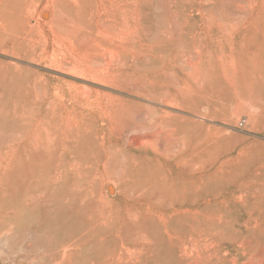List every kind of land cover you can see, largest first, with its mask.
<instances>
[{"label":"rangeland","instance_id":"1","mask_svg":"<svg viewBox=\"0 0 264 264\" xmlns=\"http://www.w3.org/2000/svg\"><path fill=\"white\" fill-rule=\"evenodd\" d=\"M13 1L0 0V264H60L62 246L72 239L74 251L67 253L70 257L65 256L61 264H99L85 252L91 239L80 187L86 190L90 179H95L98 186L95 189L93 185L92 190L96 195L115 196L112 179L122 172L124 156L114 146L107 147V141L138 138L147 133H143V125L160 116H174L187 125L167 142L171 152L186 147L183 137L188 134L203 141L208 138L204 142L208 160H204L211 167L216 163L244 168L264 150V146L257 147L258 143L264 145V118H253L249 100L238 98L245 83L244 71L249 72L247 68L257 58H264V0ZM216 66L227 70L220 75L222 79L218 77L225 80V90L205 92L208 84L218 81L212 76ZM228 73L232 74L228 77ZM97 130L104 131L103 148L92 140ZM80 149H88L89 155L96 152L99 160L90 163ZM105 153H115V160L109 162L113 154ZM200 163L193 164L203 167ZM104 164L109 177L97 181L100 175L95 165ZM88 166L93 177L85 176ZM85 181L88 184L83 185ZM241 189L230 183L225 194L251 199L240 195ZM214 193L221 195L220 190ZM198 194L214 196L205 191ZM250 209L223 215L224 227L216 237L207 230L205 234H191L190 230L183 234L181 227L170 232L183 241L194 240L187 255L180 247L165 248L160 257L147 249L153 238L146 222L105 248L123 249L127 261L135 264H264V221L253 219L255 232L234 230L233 218H246ZM80 223H85V230H73ZM143 236L149 240L146 248ZM103 249L104 245L101 252ZM194 255L208 256V260Z\"/></svg>","mask_w":264,"mask_h":264},{"label":"bare ground","instance_id":"2","mask_svg":"<svg viewBox=\"0 0 264 264\" xmlns=\"http://www.w3.org/2000/svg\"><path fill=\"white\" fill-rule=\"evenodd\" d=\"M15 1H13V2H15ZM72 2H74V1H72ZM21 4H23V3H21ZM19 6H21V5H19ZM30 6H28V7L30 8ZM15 7H16V5H15ZM5 9H6V7H5ZM22 12L25 13V11H22ZM42 16H43V18L47 17L46 13L42 14ZM23 19H25V18H23ZM8 24L9 25H7V26H11L10 23H8ZM16 24H17V22L15 23V25ZM3 35H5V34H3ZM6 36L7 35H5V37ZM252 41H255V40H252ZM250 61H252V60H250ZM207 64H209V63L207 62ZM245 66L247 67V64H245ZM225 69L226 68L223 69L222 66H221V68L216 66L215 69H212L213 70L212 76L214 75L213 80H215L217 78L218 81H215V82L213 81V83L211 82L210 84H208V86H206L207 90H204L205 92L208 91V92H212L214 94H219L225 90V86L222 82L225 80L221 81V79L223 77L220 76L223 72L227 73V70H225ZM247 70L249 72L244 71V73H246V77L244 75L243 76L241 75L242 81H243V83L244 82L245 83L241 84V85H243V89L239 92L238 98L241 100H249V102L252 106V109H253V118H256V117L257 118H262V117L264 118V58H259V59L257 58V60H255V62L254 61L252 62L251 68L250 69L247 68ZM230 71H232V70L230 69ZM240 73H242V71H240ZM229 74H232V73H228L226 75L229 77ZM218 77H221V79H219ZM228 77L226 78V76H225L224 78L228 79ZM229 80L230 79H228V81ZM195 81L197 82V78ZM230 81L232 82L233 80L231 79ZM209 82H210V80H209ZM226 84H228V83H226ZM232 85L234 86V84H232ZM78 104H79V102H78ZM59 106H61V105H59ZM120 107H123V105ZM53 108H54V106H53ZM80 108H82V107H80ZM108 110H110V112H111V108ZM121 111H123V110H121ZM121 114H122V112H121ZM124 116H125V114H124ZM14 117H16V116H14ZM128 118H130V115ZM122 119H123V117H122ZM152 121L153 122L150 123L148 126L143 125V127H142V129L144 131L143 133H145V132H147V133H145L143 135L137 134L138 138L130 139V140L118 139V140H114L115 141L114 143L111 142L110 140H109L110 142L107 141V147L108 146L109 147L114 146V148H116L117 153L119 152L124 156L123 157L124 163L122 165V167H123L122 172L120 173V175L116 176V178L112 179L113 180L112 182H115L114 184H115L116 189H117L116 190L117 192H115L117 194L115 196H113V197L112 196H105L104 194H101V195L98 194L99 196L96 195V192L93 191L94 190L93 185L95 186L94 187L95 189L98 186L95 183V179L92 180L89 178L91 180V181H89L91 184L86 183V181H88V180L85 181V183L83 185L88 184V185H86L87 187H85L86 190L83 189L82 187H80V189H82V191H83V193H81V194H83V199L81 201L82 203L81 202H79V203H81V205H82L81 208L86 213V218H85V215L83 217H84V220L88 223L86 226V232H88L90 234V239H91L90 240L91 246L87 247L85 252H87V251L90 252L92 255V258L94 260H96L97 262H99V264H129V263L135 264V263H131V262L127 261V258L125 256L126 253L124 254L123 249L121 250V252L118 251L119 249L117 251H114L113 249L108 250L107 248L109 246L107 245V243L108 242L114 243V241L116 239H119L120 236L125 237L126 235H128L127 230L132 231V230L136 229L139 225L144 224L146 222L149 225V228L151 229L149 234L152 237L150 236V238H153V242H151L152 245L150 243L147 244L148 245L147 249L149 248V250L152 251L153 253H155L157 257H160L165 248L168 250L169 248L178 249L180 247L181 248L180 251L185 252V254L187 255L190 252V249H193V247H194V243H195L194 240L189 239L190 241H183L182 239L178 238V236L175 237L174 235H171L170 232H175L177 230V228L181 227L182 228L181 232H183V234H184V231H188V230H190L191 234H196V233L205 234L206 230H207L208 231L207 233L211 232V234H213L216 237L218 235V233H220V231L224 227L223 222L221 221L223 215H224V217L232 216L234 214H238L239 212H241L243 210V208H247V207H250L251 209L247 212L248 216L246 218L240 217V216H235L233 218L232 222L235 225L234 230H235V232H237L236 230L239 229L238 233H240L242 231V228L246 232L258 231L256 226H254V225L251 226V225L253 223V219H257L259 217L261 219V223L264 221V219H263V216H264L263 215L264 214V150L260 149V147H263L264 145L262 143H258L257 147L260 150L256 153V155L254 157L255 159L252 158V159L248 160L246 162L248 165L244 166V168L236 169V168H231V165H225V164L216 165V163L211 164L213 166V167H211L209 164H206L205 160H204V159L208 160L206 157H204L207 155V150H206L205 144L208 142V138H206L203 141L200 136L193 137V133H191V135H189L187 133V130H185L188 135L186 134L187 136H185L183 138L186 139L187 145L185 148L182 147L180 150H178L177 152L175 151L176 153H174V152L170 151L171 150V147H170L171 144H169L167 146V142H169L170 141L169 139H172V137L174 135L178 136V134L181 133V130H183L185 127H187V125L184 124L183 122H181L180 120H178L177 118H175L174 116L173 117H170V116L161 117L160 116V119L158 118L156 121H154V120H152ZM80 122H79V124H80ZM139 126H141V125H139ZM87 127H89V126H87ZM130 128H132V127H130ZM130 128H128V129L130 130ZM180 128H181V130H180ZM81 130H83V129H81ZM85 130L88 131L89 129L85 128ZM125 130H127V129H125ZM132 130L135 131L137 129L133 128ZM103 132L101 130H97L95 133V138L93 137V139H92V140H94V142H96V145L101 147V148H103L105 146V140H106V137H105ZM183 134H184V132H183ZM84 135H85V133H84ZM122 138L125 139L126 136L122 137ZM176 138H178V137H176ZM162 140L164 143L163 142L161 143ZM204 142H206V143H204ZM38 147H40V146H38ZM4 149H5V147H4ZM185 149L189 150L188 153H190V155H187L188 153H186ZM66 151H67V149H66ZM87 151H89V150L88 149H80L79 150L80 154L82 155V157L84 159H86V160L90 159L89 160L90 163L91 162L95 163L96 159L99 160L100 156H98L96 154V152L89 155L87 153ZM105 154L111 155L113 153H111V154L105 153ZM114 155H115V153L110 156L111 158L108 156L109 157L108 160L112 159L114 157ZM69 157L73 158L70 155H69ZM256 159L258 160V162L255 161ZM60 160H61V157H60L59 161ZM112 160H115V159H112ZM198 160H203V161H201V163L203 164V167L193 164L195 162L200 163V162H198ZM109 162H111V161L109 160ZM59 164L60 163H58V165ZM62 165H64V164H62ZM67 165H71V163L69 164V162H68ZM75 165L77 166V162ZM105 165L106 164H104L102 166L95 165L96 173H98V171H99V175H100L99 178L97 179V181L98 180L100 181L102 178L105 179V178L109 177V175L107 174L108 171H107V169H105ZM82 169H84V168H82ZM82 169H80V170H82ZM252 169L254 170L253 172H251ZM69 171L73 172L72 170H69ZM92 171H93L92 167H89L86 170L85 176L87 178L93 177ZM54 173L55 172H53V174ZM57 175H58V173H57ZM71 175H73V174H71ZM65 176H67V175H65ZM113 177H114V175H113ZM82 178H84V177H82ZM44 179H41V180H44ZM52 179H54V178H52ZM58 179H54V180L56 181ZM78 179H80L79 176H78ZM60 180L61 179H59V181ZM72 180H73V178H72ZM36 181H37V179H36ZM83 181H84V179H83ZM49 183H52V182H49ZM75 183H77V182H75ZM230 183H235L236 185L241 186L242 189L240 191V195H242L244 198H251V199L245 200L240 196H239V199H237L234 196L232 197V195L230 193L225 194V188H226L227 184H230ZM44 184H46V182ZM18 185H20V184H18ZM83 185H81V186H83ZM101 185H102V183H101ZM213 186H215V187H213ZM51 188L53 189V187H51ZM71 189H73V186ZM68 190H69V188H68ZM76 190H77V192L81 191L79 189H76ZM216 190H220L221 195H216L214 193V191H216ZM203 191H205V193L207 195H209L210 193H213L214 196H209V198L208 197H201L198 193H201ZM51 192H49V193H51ZM72 192H74V191H72ZM104 193H105V191H104ZM44 195H45V193H44ZM80 196H82V195H80ZM252 197H254V198H252ZM36 198L38 200L39 194ZM36 198H35V200H33L34 202L37 201ZM40 198H42V197H40ZM50 198H52V197H50ZM77 199H79V198H77ZM26 200H28V199H26ZM26 200L24 199L23 201H26ZM37 202H35V203H37ZM41 202H42V199H41ZM31 205L33 206V204H31ZM50 205H52V204L50 203ZM42 207H44V206H42ZM221 207H223V210L219 209ZM77 209H79V208H77ZM77 209H75V210H77ZM67 210H69V209H67ZM45 211L47 212V210H45ZM213 223L216 225H214ZM80 224L81 225L79 227H75V228H73V230H80V231L85 230V227H84L85 223H83V224L80 223ZM63 225H62V227H63ZM66 228H68V227L66 226ZM4 235H5V233H4ZM206 236H208V235L206 234ZM127 237H126V239H127ZM189 237H192V236L189 235ZM143 238H144V236H143ZM76 239L77 238H75V240ZM82 239H83V237H82ZM146 239L147 238H144V242L142 243L143 246H145L144 248H146L145 243L149 242V240L147 241ZM198 239L199 238L197 237V240ZM68 240H69V238H68ZM72 240H70V244L65 243V246L64 247L62 246V249H61L62 250L61 251L62 257L60 258V260H58V261H60V264L63 263V260L65 259V256L67 255V253H72V251H74V249L72 248L73 247V242H71ZM127 240H129V239H127ZM76 241H79V240H76ZM176 241H178V244H177L178 247H177V245L175 246ZM81 242H85V241L83 240ZM122 242L123 241L120 240V243H122ZM128 242H130V241H128ZM204 242H206V241H204ZM211 242L212 241H210L208 243H211ZM77 243H79V242H77ZM81 244L82 243H80L79 245H81ZM102 245H104L103 252H101L102 251L101 250ZM106 245H107V248H105ZM109 245L111 246V244H109ZM199 246L200 245H198V247ZM113 247H114V244H113ZM118 247H120V246H118ZM203 247L204 246L202 245V248L200 247V249H203ZM135 249H137V248H135ZM197 249H199V248H197ZM122 251H123V253H122ZM140 251H142V250L140 249ZM129 252H127L128 256L131 254ZM195 252H197V251H195ZM195 252H193V253H195ZM206 252H204V253H206ZM256 254H257V251H256ZM192 255L193 254H190L189 257H192ZM196 255H198V254H196ZM196 255H194V256H196ZM216 255H217V253H216ZM181 256L179 258H181ZM203 256L200 255L201 258ZM210 256H212V255H210ZM66 257H70V256L68 255ZM141 257H143V256H141ZM200 257H197V258L199 259ZM207 257L208 256L205 257V260L206 259L208 260ZM182 258H185V256ZM209 258L211 259V257H209ZM189 260H190V262L192 261L191 258ZM200 262L202 263L201 260H200ZM30 263H32V262H30ZM90 264H92V262Z\"/></svg>","mask_w":264,"mask_h":264}]
</instances>
